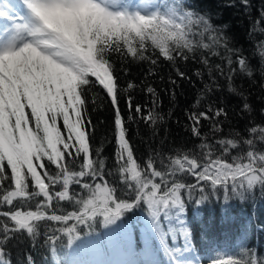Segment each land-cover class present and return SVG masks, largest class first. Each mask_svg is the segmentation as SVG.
Wrapping results in <instances>:
<instances>
[{"label":"snow or ice","instance_id":"obj_1","mask_svg":"<svg viewBox=\"0 0 264 264\" xmlns=\"http://www.w3.org/2000/svg\"><path fill=\"white\" fill-rule=\"evenodd\" d=\"M240 3L247 12L250 0ZM257 29L264 37V7L249 31L264 89V38L256 39ZM226 30L227 25H213L209 15L191 9L186 0H0V264H11L7 245L25 236L33 248L43 237L54 264H63L56 259L58 245L66 237L69 247L79 246L82 235L94 232L97 224L107 230L116 252L131 255L133 228L125 223V214L137 208L147 211L168 264H198L189 258L194 247L185 193L190 199L197 195V205L221 194L225 202L243 201L257 188L264 194V125L249 127L247 137L237 132L211 141L201 133V121L210 122L215 136L222 131L220 118H228L226 109L212 104L204 110L186 109L190 131L201 141L199 151L167 157L154 152L143 163L127 133L128 125L143 121L155 135L158 122L165 119L158 111L159 93L147 79L157 74L161 59L190 82L178 61L207 68L211 83L204 84L194 109L204 95L223 90L218 81L223 78L227 90L242 97V111H251L233 82L238 74L252 79L255 70L243 51L231 46ZM114 55L121 62L130 57L148 63L145 79L121 85ZM193 76L203 79L200 69ZM169 83L175 86L177 81L170 76ZM137 88L150 97L148 103L135 102ZM89 93L93 111L107 101L113 113L111 167L103 143H93L96 124L88 110ZM171 95L174 99L175 87ZM63 201L74 210L62 211ZM21 206L34 210L21 211ZM165 220L171 227L162 232ZM169 232L173 239L183 238L182 248H169ZM234 255L238 258L222 264H264L254 250ZM26 261L35 264L30 254ZM96 264L136 262L110 259Z\"/></svg>","mask_w":264,"mask_h":264},{"label":"trees","instance_id":"obj_2","mask_svg":"<svg viewBox=\"0 0 264 264\" xmlns=\"http://www.w3.org/2000/svg\"><path fill=\"white\" fill-rule=\"evenodd\" d=\"M186 3L196 12L209 15L213 25H227L226 31L231 40V46L241 49L243 55L248 58L255 70L254 77L249 79L246 75L238 74L233 83L238 92L247 97L251 111H242L244 102L242 97L230 93L227 90V82L223 78H218L223 90L204 95L202 104L194 109L192 106L195 104L198 94L203 93L204 84L211 83L207 68L191 60L187 63L178 61L177 66L180 70L192 77L190 82L188 79H180L174 67L161 59L155 67L157 74L149 76L147 79L148 83L152 84L159 93L162 104L158 111L164 114L165 119L163 122H158L155 135H153V130L143 121L139 124L128 125V138L133 146L135 156L141 163L150 153L154 152H162L167 157L169 154L199 151L196 146L201 141L195 138L190 131V123L185 115L186 109L189 111L204 110L208 104L226 109L228 118L226 120L223 117L220 118L222 131L216 133L215 136L211 134L210 122L201 121L200 131L202 134H207L211 141L230 137L237 132L247 137L249 127L264 125V115L261 114V109L264 108L261 63L258 55L254 54V40L249 37L252 24L259 17V9L264 7V0H250V7L247 12L240 0H186ZM228 3L235 4V7H227ZM258 32L259 29H257L256 39L264 38L260 37ZM112 59L121 85L126 86L129 80L139 84L145 79V74L149 68L148 63L133 62L130 57L121 62V59L115 55ZM211 59L214 64L220 63L218 57H211ZM125 69H127V74H125ZM197 69H200L203 74L202 80L193 76ZM170 76L177 81L175 86L169 83ZM173 87H175L174 99L171 95ZM91 95V93L88 94L90 101L88 110L91 113L92 122L96 124L93 143L95 146H100L103 143V154L107 158L109 167H111L114 163L113 153L115 149L114 143L109 142L111 140L113 113L107 101L103 103L102 107H97V110L93 111ZM133 95L136 103L145 104L150 101V97L146 96L139 88L134 91ZM121 108L126 117L128 110L123 101ZM169 111L172 113L170 118L168 116ZM235 154L233 151V155ZM197 198L198 196L194 194L193 198L190 199L185 193V218L192 228L194 247V252L189 258L194 259L198 264H222V262L237 259L238 256L234 253H240L241 249L254 250L261 258H264V194L258 188L243 201L239 198H232L225 202L223 194H221L219 199L210 197L203 204L197 205L193 202ZM60 203L62 211L74 210L67 201ZM20 210H34V207L29 209L21 206ZM61 210H58L57 214H60ZM98 220H102V217H98ZM125 223L133 228V253L131 255L116 252L110 244L111 238L107 230L97 224L94 232L82 235V243L77 242L79 246L69 247L65 237L63 244L58 245L57 261L63 262V264H96V262L110 259H130L139 264L137 255L145 251L151 255L156 264H168L169 258L165 255L163 246L160 244V237L150 228L146 210L137 208L131 213H126ZM53 226L58 225L53 222ZM170 227L171 225L165 220L162 232ZM84 232L87 233L88 230L84 229ZM165 239L170 249L183 247L184 240L182 237L178 236L173 239L169 232ZM7 248L11 254V264H27L26 257L29 254L34 259L35 264H54L50 247L44 245L43 237L35 248L26 236L10 241ZM155 262L149 260L148 264Z\"/></svg>","mask_w":264,"mask_h":264},{"label":"rangeland","instance_id":"obj_3","mask_svg":"<svg viewBox=\"0 0 264 264\" xmlns=\"http://www.w3.org/2000/svg\"><path fill=\"white\" fill-rule=\"evenodd\" d=\"M142 233V232H141ZM150 254H148L147 252L145 251H142L140 252L138 255H137V260L139 261V264H148V261H154L155 260L151 257V255L149 256ZM156 264V262L154 263Z\"/></svg>","mask_w":264,"mask_h":264}]
</instances>
